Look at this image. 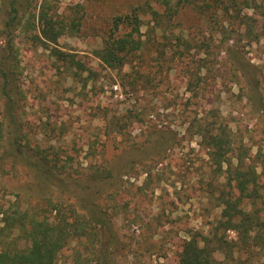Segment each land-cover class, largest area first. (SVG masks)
<instances>
[{"label":"rangeland","instance_id":"374dc122","mask_svg":"<svg viewBox=\"0 0 264 264\" xmlns=\"http://www.w3.org/2000/svg\"><path fill=\"white\" fill-rule=\"evenodd\" d=\"M44 1L49 17L67 28L56 45H42L27 38V18H22V27L11 35L18 53L16 88L21 92L13 113L21 130L0 117V155L15 130L25 134L24 143L38 146L50 159L57 156L59 164L67 160L69 170L86 171L101 163L97 155L102 142L106 146L103 159L119 162L116 156L121 153L117 152L123 138L113 135L105 143L103 127L111 117H122L128 124L129 148L131 144L151 145L155 136L150 133L165 131L171 139L165 154L145 165H133L121 193L108 200L106 207L119 239L115 264H177L182 243L193 235H206L219 218L216 196L228 189L224 176L210 168L206 151L194 137L195 120H203L207 112V119L220 126L221 136L229 141V157L235 162L241 152L245 166L255 169L261 196L258 208L264 213V0L242 9L238 19L233 13L221 16L217 12L209 16L208 23L185 7L172 19H165L157 34L150 31L154 23L148 14L164 9L156 0ZM40 4L38 0L33 5L37 13ZM134 10L140 20L139 37H153L155 46L135 57L130 66L113 71L98 61L95 52L114 19L131 16ZM244 16L251 19L250 26L239 23ZM5 18L2 11L0 24ZM130 31L125 24L120 34ZM249 31L255 35L249 36ZM33 33L38 30L31 29L29 34ZM5 41L1 39V47ZM155 47L165 56L158 55ZM171 48L179 53L172 54ZM54 49L71 54L85 72L60 61ZM234 54L255 68L260 102L255 106L260 111L245 97L244 79L235 75L229 60ZM132 71L139 74V87L134 91L124 87ZM113 86L118 87L116 92ZM3 107L0 98V114ZM90 146L96 149L95 155L89 156ZM37 198L32 175L21 167L5 165L0 171V251L28 247L17 233L4 229L2 216L19 209L29 211L39 203ZM72 252L63 249L56 264H72ZM252 252L249 260L243 256V264H264V250Z\"/></svg>","mask_w":264,"mask_h":264},{"label":"trees","instance_id":"16d2710c","mask_svg":"<svg viewBox=\"0 0 264 264\" xmlns=\"http://www.w3.org/2000/svg\"><path fill=\"white\" fill-rule=\"evenodd\" d=\"M36 1L38 0H0V15L2 11L6 14L5 20L0 24V41L6 40L5 46H0V98L4 104L0 117L10 127H18V132L21 125L14 120L13 112L19 103L17 97L21 92L18 93L16 88L18 53L11 44V35L16 27H22V18H27L24 24L27 38L42 45H56L67 28L49 17L44 0H40L39 11L35 12L36 7L33 5ZM156 1L164 9L148 13L154 23L150 29L153 34L160 33L165 19H172L185 7L191 8L208 23L212 18L209 16L213 13L220 12L221 16L233 13V18L238 19L242 9L256 6V0ZM135 12L134 10L131 16L114 19L112 28L103 38L101 48L95 52V57L104 67L113 71L123 70L130 66L135 57L155 46L153 37L147 40L139 37L140 20ZM29 17L34 20L32 23ZM250 21L244 16L240 17L239 23L250 26ZM35 24L39 25L38 29ZM125 24L131 27V31L120 34V29ZM31 29L38 30V33L29 34ZM252 34V31L248 32L249 36ZM180 42L182 44V40ZM155 48L158 55L165 56L161 48ZM171 51L172 54L179 53L175 48H171ZM54 54L68 66H76L85 72L80 62L75 61L71 54L56 49ZM229 60L235 75L244 79L247 86L245 97L255 111H260L255 106L260 102L257 98L259 94L254 66L239 54L232 55ZM138 75L137 71L127 74L124 87L136 90L139 87ZM145 79L146 82L150 81ZM204 114L203 120H195L194 137L197 138L199 147L206 151L210 168H213L217 176H224L228 189L218 191L216 196L221 210L219 218L206 235H193L182 243L177 264H243V256H246L245 260H249L252 250H264V213L258 208V202H261L258 176L254 168L245 166L241 152H237L235 162L229 157L231 148L229 141L221 136V127L207 119V112ZM125 120L128 121V117ZM127 125L124 118L113 116L103 127L105 143L113 135H120L124 140L117 152L121 153L116 156L119 162L103 159L106 157V146L102 142L97 155L101 163L90 166L86 171L69 170L67 160L59 164L61 161L57 156L50 159L38 146L32 147L24 143V133L20 132L19 135L15 130L10 133V137L6 139L5 152L0 155V171H4L5 165L9 164L29 172L39 192V203L29 211L21 212L19 209L11 216H2L4 229L17 233L28 247L18 251H0V264H56L59 253L65 248L73 251L72 264H115L114 256L118 253L119 239L113 226V215L106 203L121 193L122 185L127 183L134 169L133 165H145L147 160L161 158L171 142L165 131L156 129L149 135L155 136L151 145L143 144L138 147L131 144L129 148L125 137L129 135L126 134ZM88 151L89 156L92 153L95 155L96 149L90 146ZM150 156L152 157L149 158ZM231 233L234 234L233 239H230Z\"/></svg>","mask_w":264,"mask_h":264},{"label":"built area","instance_id":"2783aa9c","mask_svg":"<svg viewBox=\"0 0 264 264\" xmlns=\"http://www.w3.org/2000/svg\"><path fill=\"white\" fill-rule=\"evenodd\" d=\"M112 89L114 90V92H116L118 90V87L117 86H113Z\"/></svg>","mask_w":264,"mask_h":264}]
</instances>
